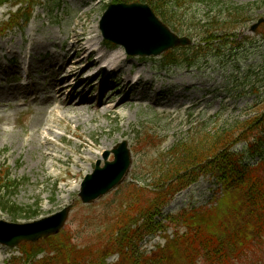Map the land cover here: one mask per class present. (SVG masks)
I'll return each instance as SVG.
<instances>
[{
    "label": "rangeland",
    "instance_id": "rangeland-1",
    "mask_svg": "<svg viewBox=\"0 0 264 264\" xmlns=\"http://www.w3.org/2000/svg\"><path fill=\"white\" fill-rule=\"evenodd\" d=\"M35 1L38 6L28 25L4 32L0 30V175L8 174L9 181L18 183V188L8 186L2 189L3 182L0 180V203L7 199L25 209L11 213L0 207L2 220L28 222L33 211L44 217L74 202L65 229L71 235L72 242L76 243L83 222L96 214L106 202L118 197L117 193L129 185L132 179H143L148 174L157 172L163 161L162 156L178 141L185 139L191 129L208 128L214 132L257 114L258 106L255 104H264V41L251 31L254 23L264 19V8L256 9L254 6L251 11L253 20L242 30L236 31L240 37L235 38L241 43L242 49L234 57L228 54L223 60L207 58L198 69L186 70L181 67L166 71L158 66L161 57L122 56L125 66L118 80L128 77L132 67L135 68L134 73L144 71L146 84L139 88L144 91L141 101L134 100L137 94H133L131 99L134 102L122 108L118 105L106 115L96 112L94 106H90L88 111L82 113L83 118L79 124L70 120L75 115L73 113L58 110L53 115L46 114L56 95V80L66 73L63 70L58 74L54 63L69 62L75 53H67L66 45L69 43L66 41L72 38V34L77 35L80 37L77 50L87 49L86 42L95 38L96 26L111 0ZM224 1L239 5L264 0ZM17 9L10 5L1 7L0 22L7 21L9 13ZM184 10L180 12L184 22L188 19L199 23L209 13L208 8L194 0H187ZM189 28L191 27L185 25L180 34L190 36L193 29L188 30ZM246 37L251 40H246ZM32 38L38 39L46 48L32 50ZM198 42L199 38L193 41L194 44ZM97 46H101V41ZM55 50L61 54L55 57ZM79 55H83V51ZM13 57L30 59L34 81L41 90L40 97H48V104H40L41 100L33 102L32 97L16 100L15 96L10 95L17 85L7 81L8 77L2 69L8 67L11 70L12 66L7 65V59ZM69 67L71 66L65 70L67 73ZM81 68L82 66H76L75 72ZM53 78L55 90L50 87ZM105 79L103 89L107 91V100L115 93L110 103H121L126 87L122 93L117 94L122 87H117L116 79ZM152 82L153 86L150 85ZM100 87L101 84L94 91L96 95L101 92ZM157 92L162 93L158 98L154 96ZM151 99H154L152 103L156 107L146 106ZM143 101L148 102L144 105L139 103ZM39 107L45 110L46 115L39 125L40 132L46 133L45 125L49 119L50 125L56 123L59 126L55 131L62 137V142H59L55 135L49 136L60 148V152L53 151L59 157L54 167H49L51 161L43 157L42 153L47 149L44 150L43 145H40V136L33 137L32 121ZM105 107L102 106L101 111ZM66 116L70 119L65 118ZM125 139L133 153V165L128 178L118 191L97 202L93 208H84L79 202L76 186L81 185L84 176L93 170L95 162L102 158L105 151H111ZM79 144H82L80 151L75 149ZM242 147L243 144L237 146L236 150L241 151ZM81 156L86 159L81 160ZM253 162L256 163V160ZM219 191L214 179L202 177L198 183L179 194L182 201L179 202L176 198L167 211L209 203ZM164 240L162 236L148 239L145 248L152 250L157 244L164 243ZM18 249L19 247L7 249L0 246V264H4L11 254L18 255ZM116 259L112 258L108 263L113 264Z\"/></svg>",
    "mask_w": 264,
    "mask_h": 264
},
{
    "label": "trees",
    "instance_id": "trees-1",
    "mask_svg": "<svg viewBox=\"0 0 264 264\" xmlns=\"http://www.w3.org/2000/svg\"><path fill=\"white\" fill-rule=\"evenodd\" d=\"M133 1L112 0V3ZM194 1L209 10L199 23L182 21L180 12L185 11L187 0H141L176 32H182L188 25L191 27L188 30L193 29L190 36L200 38L197 45L168 52L162 61L166 66L192 67L208 57L217 60L228 54L234 57L242 49L235 38L240 37L236 31L253 20L254 6L264 8V2L238 5L224 0ZM4 4H22L3 24L14 28L28 22L36 3L0 0V6ZM257 35L264 41V23ZM261 104H256L254 116L214 132L197 129L178 141L164 157L160 172L151 178L152 183L130 186L120 202L106 206L84 233L78 234L81 239L86 236L82 244L73 243L71 235L63 232L37 247L22 245L25 263L106 264L108 257L118 254V264H264V104ZM240 142L246 143L243 152L234 153L232 148ZM256 157L260 158L256 166L247 163L249 158ZM202 175L222 182L224 196L218 205L181 212L168 218L169 225L156 223L154 218L161 215L173 196ZM1 205L8 206L12 213L23 211L7 202ZM169 227L174 229V238L168 237L164 248L151 256L140 252L139 244L145 236ZM182 228L186 229L183 234ZM42 252L50 256L36 259Z\"/></svg>",
    "mask_w": 264,
    "mask_h": 264
},
{
    "label": "water",
    "instance_id": "water-1",
    "mask_svg": "<svg viewBox=\"0 0 264 264\" xmlns=\"http://www.w3.org/2000/svg\"><path fill=\"white\" fill-rule=\"evenodd\" d=\"M252 27L255 31L258 25ZM100 28L104 37L125 47L133 56H160L177 47L190 44L186 37H179L152 11L150 6L141 3L113 4L103 15ZM116 160L106 163L104 169L98 166L93 176L88 177L83 186L81 198L84 203H92L119 185L131 165L130 151L124 143L114 150ZM108 155V154H107ZM70 208L63 210L44 221L19 225L0 221V242L17 246L21 241L38 242L58 233L67 220Z\"/></svg>",
    "mask_w": 264,
    "mask_h": 264
},
{
    "label": "bare ground",
    "instance_id": "bare-ground-1",
    "mask_svg": "<svg viewBox=\"0 0 264 264\" xmlns=\"http://www.w3.org/2000/svg\"><path fill=\"white\" fill-rule=\"evenodd\" d=\"M100 41L102 42V40H100ZM100 41L97 38L89 39L86 42V46L89 47V50L95 49V47L97 45H100ZM45 42H46V40H45ZM79 42H80V37L77 36V35L72 34L71 44H73V47H70L68 52L70 53L72 50H74L76 48V45ZM31 45H32L31 49L32 50H36V51H40V50H43V48H46L45 44H41V42L38 39H35V38H32ZM54 54H55V57H56V56H58L61 53L56 51V52H54ZM75 54H77V52H75ZM66 55H67V53H66ZM124 55L125 54H124L123 49L117 48L114 51H112L110 54L107 53L105 55L108 58L107 62H105V63H107V65H109L110 69L114 68L115 71L122 72L123 69H124V66H125L124 59H122V56H124ZM85 60H86V57H84L83 59L74 61V62H69V63H72L71 65H69L68 61L66 63H63L61 68H62V71L64 70V73L65 72L67 73V71H65L66 68L68 66H71L68 69L69 70V72H68L69 74L67 73V75H64L66 77L63 78L62 82H65V83L64 84H60V85L57 84L56 90H55V80L51 81L50 87L55 90L56 95L52 99L53 104L50 106L51 108L49 107L50 110L46 111V114L53 115V114L56 113V111L63 110L65 113H73V114H75L73 117H71V119H70L69 116H66L65 118H68V119H70V120H72V121H74L76 123L78 122L77 124H79L81 122V118H83L82 113L85 112L86 110L88 111L89 107L91 106L90 105L91 103L88 102L86 100V97L84 96L85 93H84V90H83V85L85 83L83 82V83H80L78 86H76L73 89V91L70 93V95L68 96V99L65 98V101L63 99V96H66L65 89L71 88L73 86V84L70 83L71 82L70 80L77 75V74H74V72H73L74 68L76 66L80 65ZM59 62H61V61H59ZM58 63H56V66L58 65ZM93 64H94V62L90 63L86 68L92 66ZM137 75H138V76H136V77H138L137 82H135L133 84V86H131V88H130V91H132V92L135 90V88L138 85H140L143 82H145V79L143 77V76H145V74H144L143 70H141ZM128 83H129V79L128 78H126L124 80H122V79L118 80V86L122 87V89H124L128 85ZM130 91L128 92V94L130 93ZM39 92H41V91L40 90H34L33 92H28L27 96H31V95L35 96L34 97V101H37ZM102 93H104L103 96L106 97L107 93L106 92H102ZM11 94H12V96H15L16 98H17V95H21V93L19 91H15V90L13 92H11L10 95ZM128 94L122 100V102L119 104L120 108L124 107L126 104H130L131 103V101H130V99L128 97ZM141 95H142L141 93L138 94L139 97H141ZM77 96L81 97L79 103H75V101H70V97H71V99H74ZM114 96H115V93L112 96H110L108 100H107V98H106V100H100L99 101V106L95 109V111L96 112H102L104 115L108 114V112H110V111H114V109L118 106V105L114 106L112 103H110V99H112ZM44 103L48 104L49 102L46 101ZM102 106H106V107L101 111V107ZM43 113H44V115H43ZM121 114H123L122 111H121ZM44 116H46L45 115V110L41 109L39 107L37 113L35 114V118L32 121L33 137L34 136L35 137L40 136V145L44 146V148H43L44 150L48 149V150H51V151L59 152L60 149L58 150V148H57V142L56 141H51L48 138V135L52 134V135H55L57 137V139H59V141L62 140V137L59 136L55 132V129L59 128V126H57L56 123H54V125H50L48 123V121H49V119H48L47 123L45 125L47 132L46 133H43V132L41 133L40 129H39V125L42 123V119H43ZM81 147H82V145L80 144V145L76 146L75 148L80 149ZM42 154H43L44 159H46V160H54V159L57 158L56 155L53 152H47L46 150ZM76 189L77 190L79 189V185L76 186Z\"/></svg>",
    "mask_w": 264,
    "mask_h": 264
}]
</instances>
